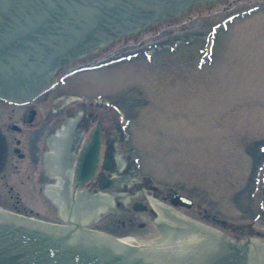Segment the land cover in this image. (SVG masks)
<instances>
[{
    "label": "rangeland",
    "instance_id": "obj_1",
    "mask_svg": "<svg viewBox=\"0 0 264 264\" xmlns=\"http://www.w3.org/2000/svg\"><path fill=\"white\" fill-rule=\"evenodd\" d=\"M60 1L65 0H51ZM10 2L0 1L1 12H28L31 5ZM208 53L211 57L205 61ZM88 64L105 65L65 78L32 102L39 111L37 125L54 114L42 129L44 146L66 112L84 105L90 125L85 137L91 139L92 128L103 126L97 173L110 136L121 128L140 174L159 196L170 202L167 194L184 193L194 204L180 208L264 238V0L190 3L178 16L61 66L51 84ZM28 107L0 101V112L7 116L13 108L23 112ZM37 171L36 175L24 171L20 180L0 179V207L67 224L44 192L42 165ZM10 185L15 187L10 190ZM137 198L148 203L144 193L132 201ZM140 214L137 222L146 221V235L145 228L137 225L136 236H156L154 213ZM115 216L126 218L120 212ZM85 226L121 235L104 217L97 225Z\"/></svg>",
    "mask_w": 264,
    "mask_h": 264
},
{
    "label": "water",
    "instance_id": "obj_2",
    "mask_svg": "<svg viewBox=\"0 0 264 264\" xmlns=\"http://www.w3.org/2000/svg\"><path fill=\"white\" fill-rule=\"evenodd\" d=\"M9 1L19 5L29 0ZM74 59L62 57L56 68ZM88 118L86 106L73 107L46 142L44 192L70 224H42L0 212V264H264L263 237L173 206L171 202L192 205V199L181 193H173L171 202L159 196L140 174L121 128L110 136L104 163L86 188L89 191L77 188V150ZM100 142L97 133L86 147L78 167L80 182L94 172ZM141 193L148 195L156 211V236L136 242L84 226L112 207L116 213L128 210L132 199ZM116 200L121 204L116 205Z\"/></svg>",
    "mask_w": 264,
    "mask_h": 264
},
{
    "label": "bare ground",
    "instance_id": "obj_3",
    "mask_svg": "<svg viewBox=\"0 0 264 264\" xmlns=\"http://www.w3.org/2000/svg\"><path fill=\"white\" fill-rule=\"evenodd\" d=\"M196 1L203 0H29L28 12L0 10V95L29 99L47 85L62 57H87L116 39L178 16ZM0 212L60 224L2 207Z\"/></svg>",
    "mask_w": 264,
    "mask_h": 264
},
{
    "label": "flooded vegetation",
    "instance_id": "obj_4",
    "mask_svg": "<svg viewBox=\"0 0 264 264\" xmlns=\"http://www.w3.org/2000/svg\"><path fill=\"white\" fill-rule=\"evenodd\" d=\"M103 63H106V62H103ZM103 65L105 64H102V65L92 64L88 66L79 67L72 71H68L69 74L66 75L62 80H59L52 87V89L56 87L58 84H62L63 82H65V78L73 76L77 74L78 72L80 73L84 70L101 67ZM50 90L51 88L43 92L41 95L42 96L45 95ZM0 101L3 104L7 103L11 105L13 104L22 105L20 103H17L15 101H12L4 97H0ZM33 101L24 104L25 106L26 105L29 106L27 111L21 112L20 110H15L13 108L11 109V112L8 114V116L7 114L5 115V112H2V113L0 112V179H3V180L19 179L20 180L22 178V175L26 174L24 173V171H27L33 175H36L37 172H39L37 170L39 169L40 165H42L43 169L47 170L46 163H45V153L49 149V144L47 146V150H45L46 146L43 145V138L45 134H44V130L42 129L44 128L45 123H50V121L53 120L54 114L50 113V115L45 116V118L43 117V119L41 120V123L37 125V121H39L37 119L39 117V111L33 105L32 103ZM89 127L90 125H86V128H89ZM97 127L92 128V131L94 132V134L96 133ZM100 127H101V131H103L102 124ZM93 135L91 136V139ZM91 139L88 138L87 136L85 137L82 134L80 145L77 150V153H78L77 159L79 161L82 158L84 151L86 147L88 146ZM101 145H102V142H101ZM27 146H28L27 151H25L24 149ZM101 155L102 154H101V146H100V151L97 156L98 164L100 163L102 159ZM97 168L98 166L96 167L95 171L90 176V178H88L84 183L81 184L80 186L81 189L87 190L86 186L92 183L94 175L97 173ZM46 173H48V171H46ZM14 187L15 185H10V190H12ZM90 192L95 193L93 191H90ZM173 192L167 194L166 198L170 200ZM193 204L190 207H193ZM178 207H184V206L178 205ZM149 210L152 213H154V215H156L152 209V206L149 204V201L148 203H146L145 201L137 198L132 201L130 210L123 209L122 211H120L121 214H124L126 216L125 219H121V218L117 219L115 216L117 211L114 210L112 207L106 211H103V214H99V218L97 220L96 218H93L91 221V224L97 225L100 219L104 217L107 220L108 225H111V226L115 225L117 227L114 230L115 232L123 236H132L134 237V239L139 240V238H143L141 237L143 236V234H139V236H136L139 233L137 232V230H135L136 226L139 225L145 228L144 234L146 235L147 224L145 220L138 223L137 219L142 217L140 212H146ZM219 217L220 216H214V220L225 224L226 223L225 219L223 220L221 219V217L220 218Z\"/></svg>",
    "mask_w": 264,
    "mask_h": 264
}]
</instances>
